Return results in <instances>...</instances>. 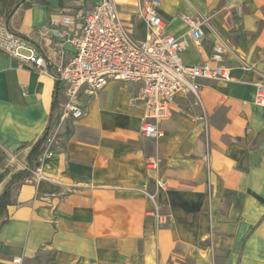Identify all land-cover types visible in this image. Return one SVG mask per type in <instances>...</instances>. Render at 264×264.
Instances as JSON below:
<instances>
[{
  "label": "crops",
  "instance_id": "crops-1",
  "mask_svg": "<svg viewBox=\"0 0 264 264\" xmlns=\"http://www.w3.org/2000/svg\"><path fill=\"white\" fill-rule=\"evenodd\" d=\"M41 1L26 0L31 6L20 5L8 27L0 18V37L21 36L46 52L58 43L39 34L51 16L98 0ZM111 1L143 40L136 0ZM159 1L167 33L186 43L183 64L199 65L222 45L233 80L200 81L197 97L178 96L157 139L140 134L136 84L110 80L82 94L84 116L56 126L51 154L34 163L31 182L14 187L0 264H264V107L254 103L264 84V0ZM181 16L202 23L198 44ZM64 52L66 61L73 50ZM55 97L50 75L0 52V174L27 167Z\"/></svg>",
  "mask_w": 264,
  "mask_h": 264
},
{
  "label": "built area",
  "instance_id": "built-area-1",
  "mask_svg": "<svg viewBox=\"0 0 264 264\" xmlns=\"http://www.w3.org/2000/svg\"><path fill=\"white\" fill-rule=\"evenodd\" d=\"M159 6V0H136L135 16L143 20L146 28L141 41L132 38L123 25L115 3L98 0L87 11L75 14L64 11L51 16L39 31L41 37L58 39L48 51L21 36L8 35L0 37V52L58 82L54 111L57 125L68 118L77 120L84 116L79 103L82 94L94 96L110 80L136 84L138 92L131 102H140L144 109L140 134L157 139L162 135L161 123L169 117L178 96L191 92L197 97L200 81L233 80L230 69L223 63L222 45H215L211 56L199 65L183 64L181 56L186 43L167 33ZM181 19L189 28V38L198 44L203 36L202 23L186 16ZM65 46L73 50L66 61ZM58 53L62 61L57 64ZM254 103L264 107V84L257 86ZM55 133L56 127L48 135L42 155L51 154ZM157 164L150 162L148 168ZM24 181L31 179L27 177ZM157 185L165 187L164 182L158 181ZM13 263L18 264L19 260Z\"/></svg>",
  "mask_w": 264,
  "mask_h": 264
},
{
  "label": "trees",
  "instance_id": "trees-1",
  "mask_svg": "<svg viewBox=\"0 0 264 264\" xmlns=\"http://www.w3.org/2000/svg\"><path fill=\"white\" fill-rule=\"evenodd\" d=\"M21 1V7L23 9H27L31 6L30 3L26 2V0H0V18L6 20L14 7ZM38 3L45 4V2L41 0H38ZM56 97L55 102L57 100ZM56 125L57 121L52 111L50 114V120L42 136L30 146V151L27 156V167L15 174H10L7 170H4L0 174V185L4 184L3 189L0 191V228L7 222V220H4L3 217L6 212V208L12 204L15 185L21 183L24 179L30 176L34 163L46 149L45 141L48 135L56 127ZM27 146V144H24L22 145V148Z\"/></svg>",
  "mask_w": 264,
  "mask_h": 264
},
{
  "label": "water",
  "instance_id": "water-1",
  "mask_svg": "<svg viewBox=\"0 0 264 264\" xmlns=\"http://www.w3.org/2000/svg\"><path fill=\"white\" fill-rule=\"evenodd\" d=\"M21 4H22V1L19 2V3L14 7V9L11 11L9 17L13 14V12H14V11H15V10H16ZM9 17H8V18L6 19V21H5V24H6L7 27H8ZM55 84H56V89H57V87H58V82H55Z\"/></svg>",
  "mask_w": 264,
  "mask_h": 264
},
{
  "label": "rangeland",
  "instance_id": "rangeland-1",
  "mask_svg": "<svg viewBox=\"0 0 264 264\" xmlns=\"http://www.w3.org/2000/svg\"><path fill=\"white\" fill-rule=\"evenodd\" d=\"M136 34H135L136 37H141V35H142L141 32H140V30H138V32Z\"/></svg>",
  "mask_w": 264,
  "mask_h": 264
}]
</instances>
